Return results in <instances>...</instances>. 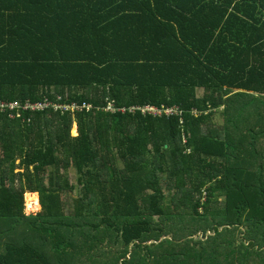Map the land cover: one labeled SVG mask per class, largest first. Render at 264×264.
I'll return each instance as SVG.
<instances>
[{
    "label": "trees",
    "instance_id": "16d2710c",
    "mask_svg": "<svg viewBox=\"0 0 264 264\" xmlns=\"http://www.w3.org/2000/svg\"><path fill=\"white\" fill-rule=\"evenodd\" d=\"M45 100L0 111V264H264V0H0V101Z\"/></svg>",
    "mask_w": 264,
    "mask_h": 264
},
{
    "label": "built area",
    "instance_id": "2783aa9c",
    "mask_svg": "<svg viewBox=\"0 0 264 264\" xmlns=\"http://www.w3.org/2000/svg\"><path fill=\"white\" fill-rule=\"evenodd\" d=\"M19 107H22L23 109H31L33 111H44L46 108L48 107H52L54 110H76V109H80V107L76 106V105H72L69 107H64L61 105H55V104H50L48 101H42V102H37L35 104H27L26 106H20L18 103L16 102H11V103H4L2 101H0V111H6V110H15L18 109ZM82 107H85V105H83ZM109 111L115 112L117 111V109L113 106V104H110L108 108ZM120 111L125 112L126 109H120ZM128 111L134 113V112H140L143 115H153V116H162V115H166V116H173V115H181V111H179L177 109V107H166V106H162V107H156L153 105H144V106H132L130 108H128ZM193 115H197L196 111H192L191 112Z\"/></svg>",
    "mask_w": 264,
    "mask_h": 264
},
{
    "label": "rangeland",
    "instance_id": "374dc122",
    "mask_svg": "<svg viewBox=\"0 0 264 264\" xmlns=\"http://www.w3.org/2000/svg\"><path fill=\"white\" fill-rule=\"evenodd\" d=\"M201 93H203V91L201 90H198V94L200 95ZM218 121H219V118H217L216 116V123L218 124ZM72 135H77V127L74 126L73 129H72ZM69 174H70V181H72L74 184L76 183V179H77V175L75 173L74 170H70L69 171ZM66 198V196H65ZM28 195L27 193L25 194V213L28 215V214H36L37 211H39L41 209V204L40 202L37 204L38 206L36 207L35 206V202H32L31 201V205L29 206L28 203ZM220 203H223V201L221 200Z\"/></svg>",
    "mask_w": 264,
    "mask_h": 264
},
{
    "label": "crops",
    "instance_id": "0c3cea01",
    "mask_svg": "<svg viewBox=\"0 0 264 264\" xmlns=\"http://www.w3.org/2000/svg\"><path fill=\"white\" fill-rule=\"evenodd\" d=\"M69 177H70V174H69ZM70 182H71L72 184H74L72 181H70ZM35 193H36V192H35ZM27 194H31V193L28 192ZM36 194H37V196H38V203H39V202H40V201H39V194H38V193H36ZM37 213H38V211H37ZM37 213H36V214H37ZM25 214H26V213H25ZM26 215H27V214H26ZM28 215H31V214H28ZM86 241H88V240H86Z\"/></svg>",
    "mask_w": 264,
    "mask_h": 264
}]
</instances>
